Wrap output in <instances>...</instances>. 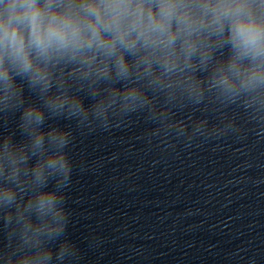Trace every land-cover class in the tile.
<instances>
[{
	"label": "clouds",
	"instance_id": "9594fccd",
	"mask_svg": "<svg viewBox=\"0 0 264 264\" xmlns=\"http://www.w3.org/2000/svg\"><path fill=\"white\" fill-rule=\"evenodd\" d=\"M133 118L164 151L264 142V0H0V264H81L58 121Z\"/></svg>",
	"mask_w": 264,
	"mask_h": 264
}]
</instances>
